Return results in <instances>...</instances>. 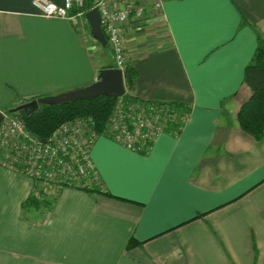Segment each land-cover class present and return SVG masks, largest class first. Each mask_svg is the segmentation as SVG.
<instances>
[{
	"label": "crops",
	"instance_id": "crops-1",
	"mask_svg": "<svg viewBox=\"0 0 264 264\" xmlns=\"http://www.w3.org/2000/svg\"><path fill=\"white\" fill-rule=\"evenodd\" d=\"M32 1L0 0L3 112L85 87L108 67L86 16L45 17ZM162 16L165 39L149 32L152 18L123 27L131 93L191 105L180 133L159 134L146 153L98 136L102 190L64 186L38 220L22 211L34 179L0 163V264H264V138L237 119L264 0H165Z\"/></svg>",
	"mask_w": 264,
	"mask_h": 264
},
{
	"label": "built area",
	"instance_id": "built-area-1",
	"mask_svg": "<svg viewBox=\"0 0 264 264\" xmlns=\"http://www.w3.org/2000/svg\"><path fill=\"white\" fill-rule=\"evenodd\" d=\"M164 3L165 0H94L93 7H98L101 12L116 67L124 70L126 66L124 25L134 22L139 26L153 12L163 15ZM32 4L45 17L75 22L88 11L85 0H63L61 4L52 0H33ZM189 115L173 117L185 123ZM161 120L162 113L155 106H131L126 117L120 112L115 113L103 132L94 128L93 119L78 117L62 122L47 138H41L28 128L24 117L4 112L0 120V163L43 184L91 188L99 182L91 158L92 145L98 136L115 135L113 139L140 151L147 142H154L163 133Z\"/></svg>",
	"mask_w": 264,
	"mask_h": 264
},
{
	"label": "trees",
	"instance_id": "trees-1",
	"mask_svg": "<svg viewBox=\"0 0 264 264\" xmlns=\"http://www.w3.org/2000/svg\"><path fill=\"white\" fill-rule=\"evenodd\" d=\"M94 0H85V8L92 9ZM108 67H116L109 65ZM125 82L128 92L123 96L128 102L118 104L121 97H111L100 95L94 99H77L69 103L57 106L42 105L34 113L26 115L25 113L10 112L24 117L28 128L40 136L47 138L62 122L73 120L78 117L93 119L95 127L98 131L105 130L106 123L109 119L120 110V114L125 115L131 106H139L148 108L155 106L162 113L161 127L162 132H168L178 135L183 128L184 123L173 116H183L190 114L191 105L182 102H153L146 101L134 96L131 92L134 90L137 72L130 62L126 63L124 68ZM244 84L247 85L251 94L247 102H245L238 112V123L243 131L250 134L257 140L264 138V39L259 38V45L252 61L246 66L244 72ZM127 98V99H126ZM119 108V109H118ZM115 135L111 134V138ZM152 141L144 145V149L140 152L146 153L152 146ZM98 185L93 187H83L89 191H101L100 176ZM36 190L23 202V217L28 220H38L50 212L56 204L57 198L62 187L57 185H43L40 181H35ZM49 189L55 192L53 196H47L44 190ZM40 189V190H39ZM32 212L33 214H31ZM135 241L131 240L129 245H133Z\"/></svg>",
	"mask_w": 264,
	"mask_h": 264
},
{
	"label": "water",
	"instance_id": "water-1",
	"mask_svg": "<svg viewBox=\"0 0 264 264\" xmlns=\"http://www.w3.org/2000/svg\"><path fill=\"white\" fill-rule=\"evenodd\" d=\"M92 35L104 46L109 48V42L102 25V15L98 7H93L85 14ZM127 92L124 70L119 67H104L99 71L97 79L85 86L57 95L35 98L17 107L10 109V112H23L26 115L34 113L40 106H57L69 103L77 99H94L100 95L121 97ZM4 112L0 111V120Z\"/></svg>",
	"mask_w": 264,
	"mask_h": 264
},
{
	"label": "rangeland",
	"instance_id": "rangeland-1",
	"mask_svg": "<svg viewBox=\"0 0 264 264\" xmlns=\"http://www.w3.org/2000/svg\"><path fill=\"white\" fill-rule=\"evenodd\" d=\"M149 17L152 18V21H151L152 30H149V32L152 33L153 35H156L159 40L161 38H164L165 39L167 37L166 27H165L166 23H165V19L162 16V14L159 13V12L158 13L157 12H155V13L153 12L151 14V16H149ZM144 23L145 22H143V24ZM143 24H141V25H143ZM141 25H139V26H141ZM103 47L104 46H102L101 43L99 42L98 48H97V49H99V53L97 54V58L96 59H98V62H100V64L101 63H108V66L109 65L110 66L111 65H114L115 64V61H114L112 55L109 54V52H107V47H105V48H103ZM129 58H130V53H129L128 49H127L126 56H125L126 63L129 62ZM126 88H127V92H128L127 85H126ZM126 102H128V100H125V98L123 96L122 99H119L118 104L122 105V104H124ZM12 108L5 109L4 112L5 113H10V109H12ZM119 112H120V110H119ZM21 113H23V112H21ZM95 182H97V181H95ZM43 185H47V184L45 183ZM95 185H98V184H95ZM44 192L46 193L47 196H53V195H55V192L54 191L49 190V189H46V188H45ZM30 213L33 214L32 212H30Z\"/></svg>",
	"mask_w": 264,
	"mask_h": 264
}]
</instances>
